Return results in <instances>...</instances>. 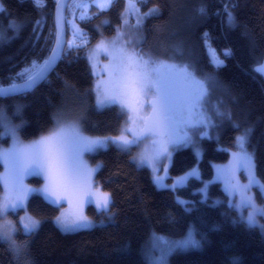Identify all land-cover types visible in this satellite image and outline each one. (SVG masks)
I'll return each instance as SVG.
<instances>
[{
	"label": "trees",
	"instance_id": "obj_1",
	"mask_svg": "<svg viewBox=\"0 0 264 264\" xmlns=\"http://www.w3.org/2000/svg\"><path fill=\"white\" fill-rule=\"evenodd\" d=\"M56 3L39 0L37 6L34 0H0L4 9L0 12V28L11 37L0 47L3 86L10 85L9 77L26 65L33 61L42 65L49 57L55 43ZM139 5L143 12L153 7L159 10L145 21V37L153 48L161 42L160 36L167 35L172 24L180 21L189 39L183 38L184 43L170 41L169 45H183L182 57H196L198 72L227 86L236 101L228 100L220 89L212 93L213 99L228 110L217 124L216 137L202 138L201 158L191 147L175 152L169 167L170 181L197 165V172L175 189L158 187L150 168L138 166L130 151L109 146L95 152L91 161L100 164L95 182L109 193L112 203L107 212L89 204L87 213L97 220L104 219L102 224L63 232L55 223L63 205L52 204L39 193L32 194L24 208L8 216L18 220L28 212L40 220L39 228L26 234L18 227L16 244L23 249L19 256L7 242H0V264H149L142 251L152 233L179 238L191 225L202 246L173 253L169 264H264V232L259 227H248L230 203L222 182L212 180L213 163L229 159L236 135L248 126L251 135L247 146L254 153L255 176L264 183V77L256 70L264 60V0H141ZM198 6L205 9L203 14ZM125 8L126 0H114L106 10L93 7L97 14L81 21L92 32L85 46L66 45L52 73L38 87L27 94L0 99V107L6 105L14 120L22 122L23 140L47 133L57 111L71 106L85 110L81 119L84 133L100 137L120 133L125 114L117 107L97 108L94 75L86 53L101 36L115 35ZM226 10L235 17L232 26L226 22ZM69 13L68 7L66 22ZM102 19L107 23L101 35L95 25H100ZM10 23L16 26L15 33L9 29ZM68 35L67 23V39ZM206 40L223 57V66L217 68L210 63ZM226 50L230 51L227 57L223 55ZM17 108L21 111L18 114ZM205 180H211L207 191L203 189ZM32 181L37 186L44 183L40 177ZM253 191L258 201L264 202V191L256 187ZM2 192L0 183V199Z\"/></svg>",
	"mask_w": 264,
	"mask_h": 264
},
{
	"label": "snow or ice",
	"instance_id": "obj_2",
	"mask_svg": "<svg viewBox=\"0 0 264 264\" xmlns=\"http://www.w3.org/2000/svg\"><path fill=\"white\" fill-rule=\"evenodd\" d=\"M34 2L39 6V0H34ZM3 11L4 9L0 7V12ZM198 11L203 14L205 9L200 8ZM152 14L154 11L146 15ZM226 22L229 26L235 22V17L231 12H227ZM9 29L14 33L17 30L16 26L11 23ZM205 38H207L206 34ZM10 39L11 37L6 35L5 30L0 28V47L10 42ZM119 39L120 36H117L110 42L115 64L110 81L103 88L100 84L97 85L96 106L102 109L119 105L123 114H134V116H129V121L133 125L140 121L142 126L139 131L131 127L125 129L132 133L133 139L129 140L124 135L109 139L122 150L128 151L133 145L150 141V144L145 147V153L150 151V155H142L139 163L143 165L147 161L153 164L169 154V146H175L178 142H187L189 138L186 128L192 126L190 122L194 117L206 113L207 106L211 103L209 89L213 77H198L191 64L161 60L151 52L129 51L126 46L116 47ZM101 46L103 42L98 45V47ZM214 51L210 50V63L219 68L223 66V61L215 56ZM223 55L229 56L230 51L226 50ZM55 56L54 50L53 57ZM38 65H41V62L33 61L32 65L15 76L9 77L12 83L8 87H4L3 82L0 81V99L14 94H27L34 89L37 83L46 80L53 61L44 60L40 70L35 72L34 69ZM257 71L264 72V65L258 66ZM143 109H147L146 116L140 115ZM216 112L217 115H226L219 112L218 107ZM235 127L238 128L239 125ZM4 129V117L0 115V138L10 134L15 139V130L10 122L7 125V131ZM250 135L251 129H246L243 134L236 137V146L239 151L233 154L234 160L237 167L246 168L249 172V185L245 188L255 186L258 190L264 191V183H261L255 176L254 153L248 152L246 148ZM104 143V141L84 135L78 120L60 118L57 119L53 130L32 143L23 145L16 140L11 151L0 153V162L9 163V176L6 179L10 178L13 181L22 196L38 191L42 192L50 203L59 205L69 195L78 196L83 193L90 198L95 195L90 190L89 183L95 170L87 167L83 155L85 152H92L97 147L103 146ZM24 175L43 177L46 181L43 189L24 188L22 184ZM160 179L157 176L155 182L159 184ZM232 187L237 188L238 185H232ZM96 203L98 211L107 212L112 203L111 197L105 193L104 198ZM242 206L255 209L254 198L242 196ZM257 214L264 215V210L256 209L246 218V223L248 227H259L264 232V225L259 224L256 219ZM241 219L244 218L241 217ZM85 221L86 218L79 215L72 220H68L67 217H57V223L63 231L73 230L83 225ZM38 227L39 221L29 218V222L23 225V230L31 234ZM155 239L163 244L166 251L159 259L150 260L149 264H168L167 257L174 252L200 246V241L191 231L180 240H171L161 235H155ZM0 242H7L16 256H19L23 250L21 246L15 244L11 236L3 232H0Z\"/></svg>",
	"mask_w": 264,
	"mask_h": 264
},
{
	"label": "rangeland",
	"instance_id": "obj_3",
	"mask_svg": "<svg viewBox=\"0 0 264 264\" xmlns=\"http://www.w3.org/2000/svg\"><path fill=\"white\" fill-rule=\"evenodd\" d=\"M140 1L141 0H126V8L124 9V12H123L122 22L118 25L115 35H113L112 37H103V38L101 36L99 41L93 44L86 53L87 59L91 65L92 73L94 75L95 97L97 94V85L100 84L101 88H103L111 79V73H112L113 66L115 64V60L112 55L113 48L110 42L113 39H115L117 36H120V39L117 41L116 47L126 46L129 51L135 50L136 52H151L154 56H156L157 58L161 60H166V61L175 62V63L191 64L193 69L196 71V74L198 77L210 76L207 73L198 72V69L196 66L197 64L196 57H182L183 55L182 53L184 50L183 45H179L177 47H171L172 45H169L170 41H171V44H174L177 40H180L181 42L184 43L183 38L189 39V34L187 35L186 32L184 31L185 27L183 28L180 24V21L178 20L175 21L174 24H172V27L167 35L162 34L160 36L161 42L159 43V45L156 46V48H153V45H151L145 37V21L147 17L155 15L156 13L159 12V10L153 7L147 10L146 12L145 11L143 12L139 5ZM113 2L114 0H71L68 6L70 13H69V16L67 17V23L69 25V35L67 39L68 47L85 46L91 40L90 37L92 35V32L88 27L83 26L81 24V21L91 19L95 14H97V11L93 10V7H97L100 10H106L113 4ZM197 8L199 10L200 6H198ZM153 11H154V14L146 15L149 12H153ZM195 11L197 12V10ZM185 13L184 11L181 12V14H185ZM191 14L192 12L189 15ZM106 23H107V19H102L100 25L98 24L95 25V28L101 35L103 32V27ZM101 42H103V46L98 47V45H101ZM206 45H207L210 58H211L210 50H215L214 51L215 56L219 57V59L222 60L224 63L223 57L209 43L208 40H206ZM168 46L170 48H173V50L168 48ZM194 59H195V62L193 61ZM32 63L26 65L23 69L32 65ZM38 67L39 66H37L36 69H38ZM36 69H34V71ZM216 89L218 90L220 89L222 92H224L223 96L226 97L228 100L230 99L232 101H236L235 96L229 90V88L227 86H224L223 83L219 82L215 77H213V82L209 89L211 94ZM213 97L214 95L212 94L211 103L207 106L206 113L201 114L198 117H194L192 121L190 122L192 126H189L186 128L187 137L189 138L187 142H183V143L178 142L175 146H169V154L167 156L162 157L160 160L155 161L153 164H149L147 161H145V163L141 165L139 163L141 156L150 155V151L148 153H145V147L148 144H150V141H146L145 143H142L140 145H133L131 147L130 152L132 153V158L134 162H136L138 166H146L150 168L153 181L158 187H167L170 189H175L176 187L185 184L188 178L193 173L197 172L196 170L197 165H196L193 169L187 170L179 176H175L174 178H172L171 181L169 180V176H170L169 167H170L172 158L177 150L183 147H191L193 151L195 152L197 158L199 159L202 156V147H201L202 138L214 137V135H216L217 124L220 121V119L223 117V115H217L216 109L218 107L219 112L225 113V114L228 109H226L218 101H215ZM220 100L221 102L224 101V99H220ZM111 107H117L120 109L119 105H113ZM104 108H107V107H104ZM61 110L57 111L56 116L54 118V125L47 133L42 134L36 138H32L29 140H23L21 137V133H20V127H21L22 122L14 120L13 116L9 114L6 105H3L2 107H0V115L4 117V121H5L4 131H7V125L9 124V122L15 130V139L10 134L4 136L3 138H0V153L11 151L14 144L16 143V140H18L23 145H27L39 139L41 136L47 135L51 130L55 128L56 121L57 119H60V118L78 120L79 125L84 135L91 137L93 139H98V140L105 142L103 146L97 147L92 152H85L83 155V160L85 164L87 165V167L89 169L95 170L92 173L91 179L89 182L91 185L90 190L93 193H95V195L91 198L84 195L83 193L79 194L78 196L69 195L67 199L62 200L59 204L63 206L57 217H67L68 220H72L76 218V215H79V216L86 218V221L83 225L77 226L75 229L70 230V231H63L60 225L57 223V217L55 218L56 225L63 232H74V231H78L82 229H89V228L94 227L95 225L102 224L105 222L104 219L97 220L89 216V214L87 213L89 204H93L97 208L96 202L102 200L104 198L105 193L109 195L108 192L104 191L95 182V172H96L97 167L100 166V164H94L91 161V156L98 150L108 148L109 146L119 147L117 144L112 143L109 138H119L121 135H124L129 140L133 139L131 132H127L125 131V129L129 127L133 128L135 126L138 127L139 129L142 125L140 121H137V124L135 125L131 124V122L129 121V116H134V114L128 113L127 115L124 116L119 134L111 135V136H101V137L92 136V135L90 136L89 134L84 133V130H83L81 119H82V116L84 115L85 110L82 109V107L71 106V107L63 108ZM18 112H21L19 108H17L16 114H18ZM147 114H148L147 109H143L140 111V115L146 116ZM243 127L244 128L241 129V131L236 135V137L240 136L241 134L244 133L246 129H248V126H243ZM181 135H183V133H181ZM246 148L248 150L247 144H246ZM238 151L239 149L236 146V138H235L234 147L231 150L229 159L220 164L213 163L215 174L212 180H218L222 182L223 188L226 190L230 198V203L239 210L240 218L243 217L244 218L243 220L246 221V218L249 215L253 214L256 211V209L264 210V202L258 201L257 194L253 191L255 186H248L247 188H245L246 185H249L250 175L246 168L236 166L233 154ZM248 152L250 151L248 150ZM1 163L3 165V169L2 171H0V183L2 185L3 192H2L1 199H0V232H3L5 235L11 236L16 244L18 242L15 239V234L18 231V227L20 226L23 230V225L29 222V218L39 221V225H40V220L32 216L28 212L23 213L22 215L19 216V219L16 220L14 217L8 216L9 213H11L12 211H16L17 209L24 208L27 204L29 197L32 194L39 193L44 198H45V195L42 192L33 191V192L28 193L26 196H22L20 193V190L16 186H14L13 181L10 178L6 179V177L9 176V163L8 162H1ZM157 176L161 178L159 184L155 182ZM33 177H40V176H36V175H24L23 176L22 184L24 188L43 189L46 183L43 177H40L44 181V183H42V185L40 186H37L36 182L32 181ZM209 182H211V180H205V183L203 185V189H205V191H207ZM232 185H238V187L233 188ZM242 196L253 197L254 202H255V209L252 207H243L242 206ZM181 201L183 203L185 202L184 199H181ZM11 206H16V207L13 208ZM256 219L259 222V224L264 225V215L257 214ZM190 231L194 233L195 238H196L197 237L196 229L194 228L193 225L190 226V228L188 229V231L183 237H185ZM26 234H29V233H26ZM155 235H161V234L152 233L149 238L150 240H148L146 244L144 245V251H142L148 263L150 260L159 259V257L163 255L164 252L166 251L163 244L155 239ZM161 236H165V235H161ZM183 237H179V238L169 237V238L171 240H180ZM201 246H202V243L200 242V247ZM196 248H199V247L189 248L183 251H188V250L196 249ZM170 257L171 255L167 257L168 264H169Z\"/></svg>",
	"mask_w": 264,
	"mask_h": 264
},
{
	"label": "water",
	"instance_id": "obj_4",
	"mask_svg": "<svg viewBox=\"0 0 264 264\" xmlns=\"http://www.w3.org/2000/svg\"><path fill=\"white\" fill-rule=\"evenodd\" d=\"M70 1L71 0H57V3H56V8H55V30H56L55 43H54L53 49H52L49 57L47 58V60H52L53 61V66L51 68V71H49L47 73V77L54 70L57 62L59 61V59H60L61 55L63 54V52L65 50V47L67 45L66 14H67V9H68V6L70 4ZM54 50L56 52V56L55 57H53V51ZM261 65H264V60L259 65H257L256 70H257L258 66H261ZM258 72L260 74H262L263 77H264V72H262V71H258ZM43 81H40L39 83H37L34 88L38 87ZM8 86L9 85H6L4 87H8ZM19 95H22V94H14V95L6 96L4 98H10V97L12 98V97H16V96H19ZM133 129L135 131H139V129L137 127H133Z\"/></svg>",
	"mask_w": 264,
	"mask_h": 264
},
{
	"label": "bare ground",
	"instance_id": "obj_5",
	"mask_svg": "<svg viewBox=\"0 0 264 264\" xmlns=\"http://www.w3.org/2000/svg\"><path fill=\"white\" fill-rule=\"evenodd\" d=\"M258 72V71H257ZM259 73V72H258ZM23 95V94H22ZM20 96V95H19Z\"/></svg>",
	"mask_w": 264,
	"mask_h": 264
}]
</instances>
